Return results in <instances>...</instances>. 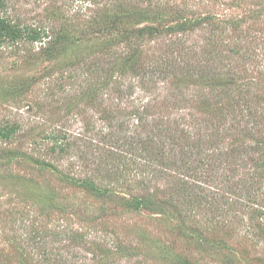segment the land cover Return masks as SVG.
<instances>
[{"label":"rangeland","instance_id":"1","mask_svg":"<svg viewBox=\"0 0 264 264\" xmlns=\"http://www.w3.org/2000/svg\"><path fill=\"white\" fill-rule=\"evenodd\" d=\"M118 6L150 11L135 30L175 28L126 73L135 44L97 23ZM4 15L23 37L0 48V264H264V169L243 153L216 203L180 180L194 143L217 167L233 140L264 141V0H7ZM35 30L47 39L25 41ZM222 73L250 84L253 112L229 124L196 81Z\"/></svg>","mask_w":264,"mask_h":264},{"label":"trees","instance_id":"2","mask_svg":"<svg viewBox=\"0 0 264 264\" xmlns=\"http://www.w3.org/2000/svg\"><path fill=\"white\" fill-rule=\"evenodd\" d=\"M6 2L7 0H0V48L4 47V44H19L18 40H21L23 35L21 34L20 30L10 21L8 20L5 15H4V9L6 8ZM93 3V2H92ZM150 11L145 12L144 11H139L136 12V10H131V9H125L123 6H118L117 12L114 14L107 15L106 13H103L101 18H97V23L98 22H104L103 27L104 29H108L111 31H116V36L119 35V37H115L117 40H122L128 45L135 44L132 46L130 49L134 52L128 59H123V64L121 66V71L123 73H126L128 71H133L134 67L130 66L129 62L132 59H135L138 56L137 52V47L140 46L144 40L147 39H154V38H161L164 32H169V31H174L175 28H167L164 31H160V29H156L154 27H142L140 29H133V26H131L134 22L137 20L139 21H145L149 20V13ZM182 29H185V26L181 25L180 26ZM45 31L42 30H35L34 33L32 34L31 38L26 39L25 41L29 43H35V42H40L43 38L47 39V36L45 35ZM55 47L60 46L62 47L63 41L62 38L57 37L52 43ZM108 51V50H107ZM132 52V53H133ZM232 53L237 54L240 53L239 50H234ZM189 71V70H188ZM187 71V72H188ZM222 76V77H221ZM221 76L214 75L210 79L206 76L201 77L200 79L196 80L197 82H202L198 83L199 87L201 89H204L206 87H209L212 91H219L222 95V97L226 100L224 103H217V105H211L210 109H213L214 116L217 117L218 119H223V117L226 118V122L229 124L230 118L235 115L239 110L242 111L244 108H247L246 112H253L251 110L252 108H248L249 103L246 99L248 94L245 92H250L249 90V83L247 80L242 77V76H232L230 78L223 77L224 74L222 73ZM101 80V79H100ZM180 82H184V80H180ZM104 84V83H103ZM93 86V85H91ZM105 87V84H104ZM94 90L91 87H88L86 90L83 91L81 96L84 98L86 97H95L96 94L93 93ZM203 105H206L204 103ZM244 113V112H243ZM262 116H264V111L261 112ZM138 116V121H143V117L141 114H135ZM136 116V117H137ZM250 115H248L249 117ZM258 120V118H255L254 121ZM225 122V124H226ZM231 123V120H230ZM256 130V127H254ZM234 128H229L228 130H233ZM242 130V128H241ZM237 130L235 129V133ZM239 137V135H235ZM153 138V137H152ZM60 138L55 136V141L58 143L59 148L61 152H65L68 150V148H65V146H62L63 144H60L59 141ZM143 139V138H141ZM140 139V143H145L147 144L148 142L143 141ZM198 144L194 143V147H190V149H186V153L184 150H182V154L180 155V159L184 160V158H187L191 161V164L188 163L187 161H184L185 163L188 164L186 170L183 172V177L180 179L183 181V184L185 186H190L192 191L194 192V198L195 200H203L205 199L206 202H211V203H216V200L218 198L223 197L227 192L225 189L221 188L220 180L219 177L221 175L219 174L220 172H225L227 171H235L238 172L237 170H234V165L237 166L238 168H241L242 165H245L246 163L240 162L239 158L242 157L243 153L246 154L247 156H250L254 162V165L257 168L262 167L264 169V141L263 142H258L255 147L250 148V150H244L241 151L239 143H236L234 140L232 143H230L229 147H226L224 149L219 150V153H217L216 160H217V167L214 166V163L210 162L211 158L208 157V155L203 156V152L201 149H195ZM196 150V152H193V150ZM242 149V148H241ZM194 157V158H193ZM214 161V160H213ZM180 162H182L180 160ZM198 163V166L197 164ZM242 163V164H241ZM225 168H227L225 170ZM221 169H224V171H220ZM219 176V177H218ZM262 176L260 179L264 180V172H261ZM211 183V184H210ZM214 183H218V185L215 186ZM200 184L201 187H198L200 191L195 192L196 185ZM214 184V185H212ZM252 187L249 186L247 190H245L247 197L250 196L251 194V189ZM210 190V193L213 194V191L215 190L214 195L208 196L207 192ZM202 191H205V193H202ZM187 192H190L188 190ZM187 195V194H186ZM252 195V194H251ZM192 197V196H191ZM251 202V201H248ZM186 264H189V262H186Z\"/></svg>","mask_w":264,"mask_h":264}]
</instances>
